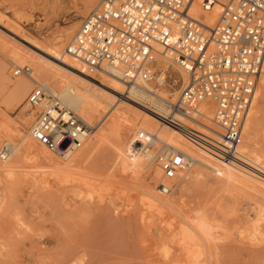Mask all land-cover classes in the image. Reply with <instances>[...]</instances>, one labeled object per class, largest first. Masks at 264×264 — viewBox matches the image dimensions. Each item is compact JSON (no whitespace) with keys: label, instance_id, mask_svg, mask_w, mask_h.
Returning <instances> with one entry per match:
<instances>
[{"label":"rangeland","instance_id":"rangeland-1","mask_svg":"<svg viewBox=\"0 0 264 264\" xmlns=\"http://www.w3.org/2000/svg\"><path fill=\"white\" fill-rule=\"evenodd\" d=\"M88 1L0 0L3 85L9 87L10 81L32 71L27 62L17 67L8 58L22 55L25 50L31 54L38 53L37 47L40 49L48 44H58L61 34L71 27V34L65 42L66 49L82 20L100 0H94L93 5L86 8ZM201 18L207 20L209 16L201 14ZM16 47L22 48L23 52H19ZM171 68L167 71L171 77H167L165 85L156 87L153 82L149 86L159 91H171L169 84L171 78H175L177 83L173 87L178 91L174 94L176 100L182 80ZM19 69L24 72H19ZM85 69L89 75L99 78L97 71H90L86 66ZM1 87L0 82V90ZM28 93L24 103L18 106L6 102L5 94L0 91V152L5 143L19 142L23 136L20 124H25L27 132L30 130L33 119L23 118V113L25 116L29 113L25 111ZM99 103L102 107L100 114L89 122H100V126L88 135V139H93L104 130L108 140L98 150L93 148L85 154V162L76 163L73 167L79 174L90 178V185L92 180L97 179L94 181L96 185L93 183L89 186L88 182L86 188H81L63 179V183L50 180L45 185L36 186L28 180L24 171L7 177L1 168L7 164L4 162L7 158H0V264H264L263 187L235 178L218 185L211 183L207 177L189 183L187 193L182 196L183 211L187 214L202 213L212 236L215 235L210 262L204 252H191L194 253L192 256L190 251L180 248L177 231H168L164 219L156 213L141 215L138 203L140 193L135 188L148 185L153 188L155 195L177 201V191L171 196L162 195L158 190L163 182L151 183V171L158 166L154 157L160 143L149 148L153 163L148 169L146 165L151 159L144 156L145 150L141 153L144 160L142 164L138 165L134 158L130 160L129 146L137 130L128 122H124L123 127L107 129L108 123L106 121L103 124V121L117 108L110 106V102ZM135 107L152 115L140 106ZM255 108L257 132L254 148L263 161L264 86L257 87ZM128 109L131 111L129 120L135 121L139 114L134 108ZM26 141L46 149L34 141L30 134ZM83 145L84 142L81 147ZM22 150L23 145L18 147L20 153ZM51 155L63 163L68 161L61 155ZM8 162L22 168L39 166L14 156H10ZM244 166L247 169L248 166ZM256 169L250 167L247 170L264 179V172ZM136 174L142 176L136 179Z\"/></svg>","mask_w":264,"mask_h":264},{"label":"built area","instance_id":"built-area-1","mask_svg":"<svg viewBox=\"0 0 264 264\" xmlns=\"http://www.w3.org/2000/svg\"><path fill=\"white\" fill-rule=\"evenodd\" d=\"M195 1L205 11L220 5L212 29L189 14ZM66 51L90 71L104 65L120 69L126 85L155 83L156 58L170 60L186 80L169 113L157 119L222 159L235 158L264 70V0H101L82 20ZM206 100L213 108L218 141L199 131L209 132L199 111ZM26 102L39 108L32 139L57 155L81 147L100 126L61 106L40 85L33 86ZM153 139L152 133L138 131L129 146V159L149 148ZM155 154L165 181L186 167L184 154L166 144L160 143ZM172 189L168 184L159 187L162 195Z\"/></svg>","mask_w":264,"mask_h":264},{"label":"bare ground","instance_id":"bare-ground-1","mask_svg":"<svg viewBox=\"0 0 264 264\" xmlns=\"http://www.w3.org/2000/svg\"><path fill=\"white\" fill-rule=\"evenodd\" d=\"M93 2L94 0H89L86 8L91 7ZM100 2L101 0L96 4L93 10L99 6ZM219 12V4H216L213 8H210V10L205 11L202 10L198 5V2L195 1L190 8L189 14L194 19L203 22L206 26L212 29L218 19ZM201 14L208 15L209 19H202ZM0 34L3 33L1 32ZM70 34L71 27L65 29V31L61 34L58 44H48L47 47L40 49L37 47L36 50L38 53L32 51L33 53L31 54L26 50V52H23L22 48L16 47L19 52L23 53L22 55H14L13 57L8 58L9 61L17 67H20L23 62H27L31 66L32 71L30 74L20 75L15 80L10 81L9 87L3 85L5 76L3 66L0 64V82L3 86L0 91L5 94V99L7 100L6 102L10 101L20 106L24 103L25 96L31 90V87L34 85H40L43 87L47 95L57 99L60 105L64 108L72 112H77V115L88 123H90L89 121L95 120L100 114L102 107L99 101L104 103L110 102V106H116L117 109L113 114L108 115L103 121V124L107 121V129H113L115 126L123 127V123L128 122L131 124L133 129L137 130V132L146 131L154 135L153 142L149 148L155 146L158 142L168 145L174 151L182 152L187 160V164L175 179L167 181L163 180L162 173L158 166L154 167L150 176L151 183L163 182L161 184L172 185V192L168 196H171L174 191H177V201L175 202L174 200L169 199V197L155 195L153 188L148 185L135 188L140 193L138 195V203L141 208V215L156 213V215L165 220V226L167 227V230L169 229L168 231H177V242H179V245L181 246H179L180 248L186 249L190 251V253L204 252L210 262L213 252V236L215 235L212 236L208 221L202 213L200 215V213H193L191 211L193 214H187L183 211L182 204H184V200H182V196L187 193L189 183L195 180L197 181L200 177H207L211 183L215 185L227 183L231 179L235 178L239 180L241 179V182L243 180L252 182L264 188V179L259 177V175H255L256 173H252L253 171L250 172L247 170L251 167L260 169L264 172V160H261L254 148V141L257 132V111L255 108L257 102V88L242 126L241 143L236 150L238 153L236 155L237 157H226L225 159H222L215 152L191 142L180 132L162 124L157 119V115L168 114L169 105L175 102L174 94L178 92L173 87V84L177 83L175 78H171L172 85L169 84L171 91H159L158 89L151 88L149 85L151 83L153 84V82H139L136 85H126L120 69L104 65L100 70H97L99 78L96 79L87 73L83 63L67 53L65 49V42L68 40ZM28 43L29 42H27V45ZM170 66H172L171 69L175 70L178 77L182 80V83L185 82L186 77L181 68L170 60L157 57L155 66L157 74L154 86L158 87L166 84L167 77H171L167 73ZM21 70L22 69H19V72ZM22 72L24 71L22 70ZM16 74H18V72ZM258 86H264V70L259 78L257 87ZM116 95L119 97L117 98ZM129 102L150 111L152 115L143 112ZM28 105L25 106V111H28L29 113L27 116L23 113V118L25 117V120L33 119L29 132L26 131L24 123L20 124V131L23 136L20 138L19 142L16 144L7 142L2 148L3 158H7V161H4L7 162V164L4 163L5 165L1 167L4 174L7 177H11L14 176L16 172L24 171L26 172L28 180H30L31 183L36 184V186L45 185L50 180L61 183L63 179H66L68 183H71L72 185L86 188L90 178L88 179V176H85V174L84 176L79 174L77 169L76 170L78 172L74 170L76 167H73L76 163L85 162V154H87L91 149L95 148L98 150L102 147V145H105L108 140L107 133L103 130L102 133L93 139H88L87 136L83 141V147L61 155L63 159L68 158V161L63 163L51 155L53 152L44 148H38L34 146L31 141H26L28 134L31 135V127L34 117L36 112L39 110L38 107ZM128 107L138 110H135V112L139 114L136 115L135 121L129 120V112L131 111ZM139 111L142 112L141 114L143 115H140ZM199 111L203 117L201 119L202 123L209 128V132L201 129H199V131L210 136L213 140L218 141V138L215 136V132H217L218 129L213 119V108L210 102L206 100L200 103ZM109 131L110 130H108V132ZM21 145H23L22 153L18 151V147ZM149 148H147L144 152V156L151 159V161H149L146 165L147 169L153 163V156L149 153ZM1 152L0 158L2 155ZM141 153L134 157V160L138 163V165L144 162ZM10 156L30 161L32 163H37L39 166L33 168H22L21 166L12 165L8 162ZM233 160L241 162L249 168L247 167V169H245L246 167L244 165L243 167L241 166V163H236ZM142 174H136V179L140 178ZM92 181L94 183L97 179ZM104 182L105 181L101 183ZM93 183L91 185H93ZM98 183L99 182H97V184ZM91 185L89 182V186ZM94 185L96 184L94 183ZM158 193H160V190H158ZM179 203L181 206H178ZM184 207H186V205ZM191 254L194 256V253Z\"/></svg>","mask_w":264,"mask_h":264}]
</instances>
